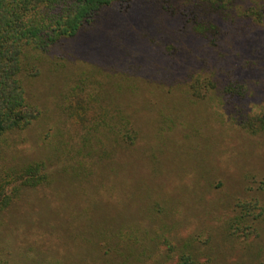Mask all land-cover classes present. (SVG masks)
Returning a JSON list of instances; mask_svg holds the SVG:
<instances>
[{"label": "rangeland", "instance_id": "obj_1", "mask_svg": "<svg viewBox=\"0 0 264 264\" xmlns=\"http://www.w3.org/2000/svg\"><path fill=\"white\" fill-rule=\"evenodd\" d=\"M230 14L210 47L135 0L46 52L29 51L23 86L39 116L0 137V176L39 162L48 184L20 189L0 214L2 259L264 264V133L241 128L264 112V0H235ZM227 72L246 89L228 104L218 98ZM86 94L131 117L134 146L86 156L67 110ZM238 201L259 207L246 237L232 232Z\"/></svg>", "mask_w": 264, "mask_h": 264}, {"label": "trees", "instance_id": "obj_2", "mask_svg": "<svg viewBox=\"0 0 264 264\" xmlns=\"http://www.w3.org/2000/svg\"><path fill=\"white\" fill-rule=\"evenodd\" d=\"M133 1L0 0V137L24 130L39 116L37 108L25 99L23 77L28 76L26 67L30 69L29 51L46 52L59 41L73 39L88 29L106 8L113 7L118 13H125ZM146 1L176 16L183 29L180 32L186 30L210 47H216L221 36L217 20H229L235 0ZM231 76L227 72L225 84L219 88L218 98H224L227 104L241 100L246 92L244 85L230 80ZM207 85L214 89V84ZM111 107L100 97L90 94L85 98L76 97L67 107L70 118L82 132V145L88 150L86 156L103 153L105 146L120 149V145L127 148L137 142L138 133L131 117ZM241 128L251 135L264 133V112L244 118ZM47 184V175L39 162L7 171L0 176V214L10 206L20 189ZM234 207L237 216L231 223L232 232L246 237L253 231L246 225V218L251 216L253 222L259 216V212L252 215L259 210L258 204L238 201ZM0 264L8 263L0 257ZM177 264H191L190 257L181 255Z\"/></svg>", "mask_w": 264, "mask_h": 264}]
</instances>
